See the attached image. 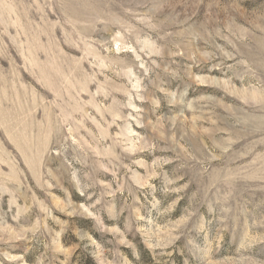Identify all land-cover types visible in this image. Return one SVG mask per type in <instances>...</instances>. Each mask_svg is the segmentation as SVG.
I'll return each mask as SVG.
<instances>
[{
	"label": "rangeland",
	"instance_id": "rangeland-1",
	"mask_svg": "<svg viewBox=\"0 0 264 264\" xmlns=\"http://www.w3.org/2000/svg\"><path fill=\"white\" fill-rule=\"evenodd\" d=\"M85 254L264 264V0H0V264Z\"/></svg>",
	"mask_w": 264,
	"mask_h": 264
},
{
	"label": "trees",
	"instance_id": "trees-1",
	"mask_svg": "<svg viewBox=\"0 0 264 264\" xmlns=\"http://www.w3.org/2000/svg\"><path fill=\"white\" fill-rule=\"evenodd\" d=\"M77 253H81V252H77ZM85 256H86V259H85L86 263H83V264H98L91 255L85 254Z\"/></svg>",
	"mask_w": 264,
	"mask_h": 264
}]
</instances>
